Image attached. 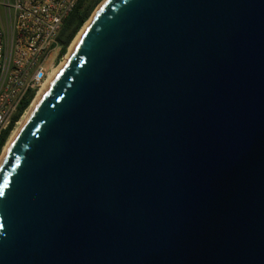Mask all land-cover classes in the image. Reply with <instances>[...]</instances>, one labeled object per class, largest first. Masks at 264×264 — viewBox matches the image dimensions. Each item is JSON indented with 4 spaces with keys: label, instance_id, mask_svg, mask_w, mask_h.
<instances>
[{
    "label": "water",
    "instance_id": "water-1",
    "mask_svg": "<svg viewBox=\"0 0 264 264\" xmlns=\"http://www.w3.org/2000/svg\"><path fill=\"white\" fill-rule=\"evenodd\" d=\"M0 161V264H264V0H102Z\"/></svg>",
    "mask_w": 264,
    "mask_h": 264
},
{
    "label": "built area",
    "instance_id": "built-area-1",
    "mask_svg": "<svg viewBox=\"0 0 264 264\" xmlns=\"http://www.w3.org/2000/svg\"><path fill=\"white\" fill-rule=\"evenodd\" d=\"M78 1L0 0V157L19 120L57 67L59 33Z\"/></svg>",
    "mask_w": 264,
    "mask_h": 264
},
{
    "label": "trees",
    "instance_id": "trees-1",
    "mask_svg": "<svg viewBox=\"0 0 264 264\" xmlns=\"http://www.w3.org/2000/svg\"><path fill=\"white\" fill-rule=\"evenodd\" d=\"M100 1L101 0H79L74 9L66 17L58 37V41L61 45L60 55L66 52L67 46L69 45L75 34L78 32L80 27L83 25V23L88 19L95 6ZM27 103V100L24 101L23 104L20 106V109L24 108ZM20 113L21 111H18L16 115H14L13 119L16 120ZM7 132L8 131H5L3 133V140L5 139Z\"/></svg>",
    "mask_w": 264,
    "mask_h": 264
},
{
    "label": "bare ground",
    "instance_id": "bare-ground-1",
    "mask_svg": "<svg viewBox=\"0 0 264 264\" xmlns=\"http://www.w3.org/2000/svg\"><path fill=\"white\" fill-rule=\"evenodd\" d=\"M103 2V1H102ZM101 2V3H102ZM100 3V4H101ZM97 10V9H96ZM95 10V11H96ZM94 14V13H93ZM88 22V21H87ZM87 24V23H86ZM85 24V25H86ZM85 25H84V27H85ZM83 27V28H84ZM82 28V29H83ZM79 35V34H78ZM77 35V36H78ZM77 38V37H76ZM75 38V39H76ZM71 48V47H70ZM68 54V53H67ZM67 54L65 55V57H63V59L61 60V62L57 65V67L54 69V71L52 72V74H51V76H50V79L52 78V76L56 73V71L59 69V67L62 65V63L64 62V60H65V58H66V56H67ZM49 79V80H50ZM49 82V81H48ZM48 82H47V84H48ZM46 84V85H47ZM46 85L42 88V90L38 93V95H37V97L34 99V101L32 102V104L30 105V107L27 109V111H26V113L23 115V117L19 120V122H18V125L15 127V129L13 130V132L11 133V135H10V137H9V139H8V141H7V143L5 144V146H4V149H3V152H2V155H1V157H0V161H1V159H2V157H3V155H4V153H5V151H6V149H7V147H8V145L10 144V142H11V140H12V138L16 135V133L19 131V129L22 127V125H23V123H24V121L26 120V118H27V116L29 115V113L31 112V110H32V108H33V106L35 105V103H36V101H37V99L39 98V96L41 95V93L43 92V90H44V88L46 87Z\"/></svg>",
    "mask_w": 264,
    "mask_h": 264
},
{
    "label": "rangeland",
    "instance_id": "rangeland-1",
    "mask_svg": "<svg viewBox=\"0 0 264 264\" xmlns=\"http://www.w3.org/2000/svg\"><path fill=\"white\" fill-rule=\"evenodd\" d=\"M102 1V0H101ZM100 1V2H101ZM99 2V3H100ZM97 4L95 6V8L93 9V11L91 12L90 16L93 15V13L95 12V10L100 6V4ZM90 16L88 17V19L83 23V25L80 27V29L78 30V32L75 34V36L73 37V39L71 40V42L69 43V45L67 46V49H66V52L64 54L61 55L60 59L57 61V64H59L61 62V60L63 59V57H65V55L69 52L70 50V47L72 46L73 42L75 41V38L77 37V35L79 34L80 30L84 27V25L87 23V21H89V18Z\"/></svg>",
    "mask_w": 264,
    "mask_h": 264
}]
</instances>
